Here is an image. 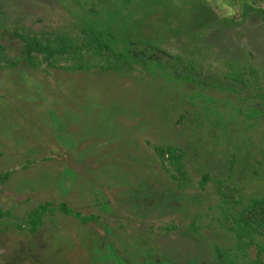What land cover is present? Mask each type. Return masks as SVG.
<instances>
[{
    "label": "trees",
    "instance_id": "obj_1",
    "mask_svg": "<svg viewBox=\"0 0 264 264\" xmlns=\"http://www.w3.org/2000/svg\"><path fill=\"white\" fill-rule=\"evenodd\" d=\"M65 1L45 0L48 4L59 5L55 7H60L62 12L68 14L70 10L61 5L74 1L76 9L87 11L88 16L94 14L90 10L92 7L96 12L94 15H101L94 6H86L83 0ZM102 1L98 0L95 5L99 6L97 9L101 6L104 8V20L91 17L77 22L73 18V23L68 25L62 21L52 20L51 23L42 17L30 19L24 16L26 14H15L12 12L14 5L0 0V77L1 70H4L23 73L27 78L40 77L45 82L48 76H65L64 73L70 70L79 75L97 69L104 74L103 77L112 80L109 84H116H105L106 87L131 86L126 87L130 90L125 94L129 95L128 98L132 96L134 85L138 90H150V105H156L153 101L155 98L162 105L158 106L161 111L156 107L159 111L157 114L171 115L167 127L153 128L151 124V129L159 132L161 137L154 138L152 142L146 141L153 161L152 174L146 180L148 189H151L144 196L152 203L154 211L141 216L137 214L143 221L153 215L154 223L146 225L144 230L135 231L141 238L137 239L138 245L135 244L133 248L127 235L135 233L129 231L127 235L121 236L124 224L117 223L112 216L110 218L114 222H107L109 216L103 219V216L94 213L84 214L73 209L76 205L63 201H42L35 205L37 207L16 216L20 232L26 231L32 236L57 222L56 217L61 214L63 218L77 220L79 226L86 228L88 235L95 234L101 243L107 242L111 254L117 256L116 261L107 259L96 264H264V195L261 198V194L255 193V190L254 194H244L246 188L239 185L242 180L238 177V168L232 164L223 177V174H216L226 169L225 165H209L205 161V165L198 163V154L193 151L196 148L193 145L194 133L183 135L184 131H188L185 128L195 132L194 128L200 122L203 125L210 123V111L205 105L208 100L211 102V96L215 93L200 90L208 74L219 81L216 73L219 71H222V78L230 82V87L207 85L210 91L225 88L230 93H239L232 83H240L244 88L253 87L254 95L244 98L248 105H240L241 99H238L239 116L244 117V124L251 126L264 118V109L256 108L253 103L256 99L264 103V57L258 58L249 46L240 42L244 37L243 26L245 23L250 24L249 19L258 18L264 25V0H212V5H207L204 0H162L161 4L153 0L150 8L152 17L147 21L151 22L152 31L145 34L143 20H137L131 23V26L138 25L136 36L131 34L130 28L128 31V19L134 12L133 8H137L134 16L140 14L139 8L146 0H123L121 8L112 7L111 2L106 0ZM214 9L222 10L221 16L216 15ZM178 10L180 15L176 14ZM157 23L161 26L158 27ZM84 25L88 28L81 30ZM210 36L216 38V41L213 40L216 45L207 42ZM228 39L239 40L240 43L228 45ZM168 45L170 47H166ZM172 48L174 53H171ZM258 72L261 77L257 75ZM103 77L98 73L90 81L96 86ZM76 79L73 77L74 82ZM134 103L131 100L124 104H131V111H136ZM137 103L141 104L140 101ZM188 150V157L197 162L200 172L196 182L186 174L184 162L187 161ZM232 167L236 170L233 171ZM242 173L244 176L249 173L247 165ZM255 175L261 176V173L256 172ZM211 184L213 189L209 192L206 186ZM247 190L251 192L250 188ZM87 206L79 207L91 208V205ZM97 210L112 214V209L109 212L101 208ZM10 214L0 208V220L3 222ZM94 224L105 228V231L102 230L104 234H98L91 228ZM6 225H0V233L11 234L13 226ZM149 229L152 235L155 234L154 238L149 237ZM204 229L208 237L201 238L200 233ZM216 229L220 237L210 235ZM198 232L199 237H196L194 234ZM253 233L256 238H250L249 235ZM118 235L123 239H118ZM219 241L224 242L225 248L217 245ZM187 242L196 246V253L182 247H188Z\"/></svg>",
    "mask_w": 264,
    "mask_h": 264
},
{
    "label": "rangeland",
    "instance_id": "obj_2",
    "mask_svg": "<svg viewBox=\"0 0 264 264\" xmlns=\"http://www.w3.org/2000/svg\"><path fill=\"white\" fill-rule=\"evenodd\" d=\"M4 1L14 5L12 12H16L15 14H26L24 16L30 19L42 17L51 23L54 20L70 25L73 23V18L77 22H82L91 17L94 20H104L106 17L101 4H99L100 9L95 5L98 0L83 1L86 6H94L96 11H100V16L94 15L96 12L93 7L90 10L92 9L94 14L88 16L87 11L76 9L74 1L61 5L70 10V15L68 12H62L60 7H55L59 5L55 3L52 5L50 2L48 4L45 0ZM106 1L111 2V6L115 8L124 5L123 0ZM152 1L146 0L142 3L138 12L140 14L136 16L134 13L137 8L132 9L134 12L128 19L129 25L127 23L131 34L135 36L137 34L135 30L138 25L131 26V23L137 20H143L145 34H150L152 31L151 22H147L152 17L150 11ZM160 1L162 0H154L158 4H161ZM204 1L207 5L213 4L212 0ZM262 6L264 7V3ZM214 11L216 15L223 13L222 10L214 9ZM176 14H179V10ZM155 19L160 22V19L156 17ZM249 21L252 24H244V37L240 42L249 46L258 58H262L264 57V25L258 18ZM157 24L158 27L161 26L160 23ZM86 28L88 26L84 25L81 30ZM213 40L216 41V38L210 36L207 42L216 45ZM227 42L228 45L240 43L239 40L232 39H228ZM171 50V53H174V48ZM258 65L261 66L259 63ZM1 71L0 208L3 212L11 214L4 222L1 219L0 225L11 224L14 230H10L11 234L8 235L0 233V264H96L107 259L116 261L117 256L111 254L108 249L109 244L101 243L95 234L88 235L86 228L79 226L75 219L63 218L58 214L57 222L30 236L26 231L20 232V223L16 216L37 207L35 205L42 201L54 203L63 201L69 205H76L73 208L75 211L80 210L84 214L94 213L103 216V219L109 216L107 222L117 220V223L124 224L120 235H127L129 231L134 232L132 236L127 235L129 243L134 248L137 239L141 238V235L135 231L144 230L146 225L154 223L153 215L151 217L149 215L143 221L137 214L141 216L154 211L152 203L144 196L151 189L150 187L148 189L146 180L152 174L151 161H153L146 141L152 142L155 141L154 138L161 137L159 132L151 129V124L153 128L167 127L171 115L157 114L159 111L156 107L162 105L157 98L153 100L156 105H150L151 91L146 88V90L144 88L138 90L134 85L132 96L128 98L129 95L125 94L130 90L126 87L132 88L131 86L106 87L116 84H109L112 80L103 77L104 74L97 69L79 75L73 74L70 70L64 73L65 76H48L45 82H42L40 77L27 78L23 73ZM221 72H216L219 81L208 74L203 89H198L205 93H215L211 96V102L208 100L205 105L210 111L208 113L210 123L203 125L200 122V125L194 128L195 132L185 128L188 131H184L183 135L194 133L193 145L196 148L193 151L198 154V163L225 165L226 169L216 174L218 176L219 173L223 174V177L230 170L229 166L233 165L238 168L237 174L242 180L239 185L243 186V189L246 188L247 192L243 191V193L251 195L255 190V193L261 194L260 197L263 198L264 118L251 126L244 124V117L239 116L238 99H241L240 105H248L244 98L254 92L253 87L244 88L240 83H232L239 93H230L225 88L210 91L207 85L230 87V82L222 78ZM98 73L103 78L100 84L94 86V82L90 79L94 80ZM257 75L261 77L260 72ZM73 77L77 78L75 82ZM131 100L135 101L136 111H131V104L125 105ZM137 101L141 104L139 105ZM253 103L256 108L264 109V103L260 100L256 99ZM199 116L202 117L201 114ZM196 141L199 143H195ZM182 147L185 148V145ZM188 156L189 150L188 154L186 151L187 161L184 162L186 174L196 182L195 180L200 177L197 162ZM245 165L249 168V173L244 176L242 171ZM235 170L233 168V171ZM256 172L261 173V176L255 175ZM206 187L208 191L213 189L212 184ZM249 188L251 192H248ZM78 205L89 207L91 205V208L82 209ZM96 207L104 212L112 209V214H104ZM179 219L183 221V218L179 217ZM96 225H92L91 228L98 234H104L105 228ZM214 231L210 235L220 237L218 230ZM106 232L109 233L107 229ZM148 233L150 238H154L155 234L152 235L150 229ZM198 234L199 232L194 235L199 237ZM200 234L201 238L208 237L206 229L201 230ZM121 236L118 235V239L122 240ZM249 236L256 238L254 233ZM211 239L214 242L213 238ZM143 240L146 241L145 238ZM216 243L225 248L224 242ZM193 245L189 243L188 247L187 245L182 247H186L185 250L188 252L196 253V246ZM201 246L204 250V246L202 244Z\"/></svg>",
    "mask_w": 264,
    "mask_h": 264
}]
</instances>
